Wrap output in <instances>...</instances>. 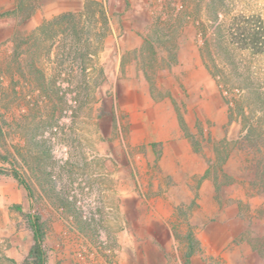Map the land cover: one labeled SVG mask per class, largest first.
Instances as JSON below:
<instances>
[{"label":"rangeland","instance_id":"1","mask_svg":"<svg viewBox=\"0 0 264 264\" xmlns=\"http://www.w3.org/2000/svg\"><path fill=\"white\" fill-rule=\"evenodd\" d=\"M31 1L40 10L51 0ZM101 1L106 21L94 8L74 18L79 40L57 26L43 36L36 47V73L26 45L14 57L17 42L28 37L25 30H17L13 46H0L5 53L0 56V166L18 169L30 184L34 207L44 221L49 264H129L132 249L122 234L128 238L127 228L142 213L137 236L147 244L139 250L148 251V264H188L190 232L199 250L192 264H203L207 257L205 240L216 243L217 255L264 262V193L254 186L255 162L262 155L243 142L249 129L264 134V54L241 50L228 36L236 15L264 20V0ZM86 2H75L68 12L80 13ZM113 32L145 37L142 59L151 81L167 68V59L173 61L175 50L192 39L233 124V138L214 140L202 122L193 121L192 129L183 121L199 153L206 149L211 154L208 164L214 166L215 177L231 182L222 186L228 189L217 190L214 201L174 200L168 231L160 223L152 232L145 229L150 201L106 193L105 183L113 180L121 156L116 102L123 95L107 87L100 61ZM218 81L227 88L222 90ZM23 189L12 177L0 176V264H21L33 245L26 219L14 209H32Z\"/></svg>","mask_w":264,"mask_h":264},{"label":"crops","instance_id":"2","mask_svg":"<svg viewBox=\"0 0 264 264\" xmlns=\"http://www.w3.org/2000/svg\"><path fill=\"white\" fill-rule=\"evenodd\" d=\"M83 1L51 0L29 18L0 17V46L3 43L7 47L13 46L17 30H25L23 36L27 37L45 21L71 10L75 2L78 6L84 5ZM16 5L17 0H0V12L13 11ZM146 44L144 36L113 32L107 37L100 54L107 87L119 89V94L123 95L116 102L121 156L115 161L113 180L106 182L105 187L108 189L106 193H115L121 198L150 201L151 206L145 212L149 217L145 229L152 232L154 224L160 223L165 224L168 231L167 220L175 214L174 200L214 201L217 198L213 179L205 178L211 154L206 149L200 153L195 151L181 120L192 129L193 121L202 122L207 135L214 140L233 138L234 132L227 104L194 41L191 39L187 47L177 48L172 55L173 61L167 59L169 66L153 81L148 79L142 59ZM3 52L1 48L0 56L5 54ZM226 189L228 187L221 190ZM5 193L9 194V191ZM144 215L136 216L134 223L127 228L130 231L128 238L126 233L122 234L123 243L132 249L129 264H143V257L144 264L150 261L148 251L139 250L148 248L147 244L137 236ZM150 244L158 252L159 247L153 245L152 240ZM215 245L210 240L202 242V247L207 249L203 264H251L242 258L236 262L230 255H217ZM197 257L193 256L188 264Z\"/></svg>","mask_w":264,"mask_h":264},{"label":"trees","instance_id":"3","mask_svg":"<svg viewBox=\"0 0 264 264\" xmlns=\"http://www.w3.org/2000/svg\"><path fill=\"white\" fill-rule=\"evenodd\" d=\"M93 8L96 9L97 16L104 18L105 21L107 20V13L104 4L97 0H87L84 10L80 13H63L52 20L45 21L26 39H24L23 42H17L14 57L19 58L22 55V47L26 45L27 49L25 50V54L29 57V66L36 73L34 63V59L36 58V47H39V43L42 42L43 36H48V34L51 33L50 29L57 26L61 28L62 32L67 36L72 35L75 39L79 40L80 38L77 33L79 23H76L74 18L76 16H85L88 13L90 14ZM36 10L37 7L31 0H17L16 8L13 11L0 12V17L26 19L31 17ZM228 36L230 43L237 46L239 49L250 51L255 55L264 54V20L260 16L243 14L234 16L229 24ZM202 53L203 57L206 59L207 55L204 53V50ZM211 55L212 54L208 53V56L211 57ZM218 83L222 90L227 88L225 82L218 81ZM227 102L230 105L231 102ZM181 124L187 135V129L182 120ZM243 142L244 145H248L262 155V158L255 162L256 178L254 186L264 193V134L256 131L252 132V130L249 129L247 134L243 137ZM193 146L195 151L199 152V148L194 144ZM214 169V166L210 164L205 174V178L213 179L217 190H220L223 185L229 184L231 179L226 177L225 181H219L218 177H215ZM0 176L12 177L16 180L19 185L24 188L27 197L31 202L32 209L28 213H24L21 205L14 206V209L24 216L27 225L33 234V245L27 257L21 264H49L44 221L34 207L35 195L30 184L26 181L21 172L14 167L8 169L0 166ZM187 240L189 241V244L187 246L186 259L187 263H189L190 259L197 255L199 250L198 242L195 240L192 232L187 236Z\"/></svg>","mask_w":264,"mask_h":264}]
</instances>
